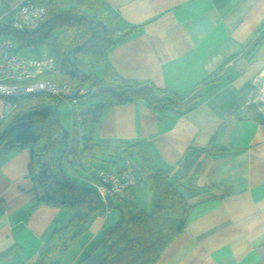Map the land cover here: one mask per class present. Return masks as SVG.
I'll use <instances>...</instances> for the list:
<instances>
[{
    "label": "crops",
    "instance_id": "crops-1",
    "mask_svg": "<svg viewBox=\"0 0 264 264\" xmlns=\"http://www.w3.org/2000/svg\"><path fill=\"white\" fill-rule=\"evenodd\" d=\"M103 1L120 28L134 29L109 53L121 77L186 95L225 67L221 81L204 88L200 104L182 115H160L135 101L98 116L95 141L137 144L154 170L170 171L167 183L192 206L185 232L156 264H260L264 101L260 110L248 102L251 83L264 68V36L250 51L264 30V0ZM64 108L72 131L66 129L76 141L80 135L72 109ZM29 164L26 149L0 156V255L13 251L0 264H36L54 230L70 218L67 210L37 204ZM86 178L82 172L74 176L77 183ZM133 195L142 212L153 211L156 198L149 183L141 181ZM114 211L98 216L58 264H76L97 247L119 219Z\"/></svg>",
    "mask_w": 264,
    "mask_h": 264
},
{
    "label": "trees",
    "instance_id": "trees-1",
    "mask_svg": "<svg viewBox=\"0 0 264 264\" xmlns=\"http://www.w3.org/2000/svg\"><path fill=\"white\" fill-rule=\"evenodd\" d=\"M0 1L9 5L8 10L21 0ZM41 2L46 7L43 22L32 32H18L17 38L24 46H48V58L56 70L45 79L76 91L88 88L90 92L78 100L83 110V136L76 141L71 140L69 131L60 121L59 104H51L47 94L17 100V108L0 120V156L17 148L28 150V179L37 204L70 213L68 222L55 229L43 245L36 264H58L83 238L94 220L110 213V209L119 212L118 221L105 232L97 247L76 264H156L185 232L192 206L175 186L167 183L170 171L154 170L137 144L95 141L98 116L107 108L135 101L145 102L160 115H182L200 104L204 88L221 81L225 67L186 95L157 88L149 81L125 79L111 64L109 53L118 41L130 37L134 29L120 28L118 16L105 1ZM3 30L10 33L9 29ZM263 36L264 30L250 51ZM126 159L135 160L142 167L141 181L149 183L155 195L156 204L149 214L137 207L133 193L130 199L109 197L107 205L99 195L100 180L97 173L90 170L112 171L114 169L107 166L118 168ZM80 172L88 174V178L77 183L74 176ZM90 177L96 182L95 186L91 185ZM3 214L4 205L0 203V217ZM12 252L5 251L0 260ZM260 264H264V257Z\"/></svg>",
    "mask_w": 264,
    "mask_h": 264
},
{
    "label": "built area",
    "instance_id": "built-area-1",
    "mask_svg": "<svg viewBox=\"0 0 264 264\" xmlns=\"http://www.w3.org/2000/svg\"><path fill=\"white\" fill-rule=\"evenodd\" d=\"M46 15V7L41 0H21L0 15V28L13 29L26 34L37 29ZM18 43L10 38L0 36V120L17 108V100L33 94H47L51 104L61 102L68 104L76 118L80 138L83 110L79 106V97L87 95L88 88L76 91L68 85H56L45 76L56 70L55 64L48 57L27 59L14 53ZM253 102L260 110L264 101V68L251 83ZM83 144L80 143V147ZM100 180L97 187L102 201L107 205L109 197L130 199L133 189L143 178L142 167L131 159H126L118 170L105 171L91 169Z\"/></svg>",
    "mask_w": 264,
    "mask_h": 264
},
{
    "label": "rangeland",
    "instance_id": "rangeland-1",
    "mask_svg": "<svg viewBox=\"0 0 264 264\" xmlns=\"http://www.w3.org/2000/svg\"><path fill=\"white\" fill-rule=\"evenodd\" d=\"M8 6L9 5L7 3H5L3 1H0V14L6 12ZM8 29H6V30H8ZM8 31H10V33L5 32L3 30V28H0V36L1 37L2 36L10 37V38L14 39L18 43L17 48L14 50V53L17 54L18 56H21V57H24V58H27V59H43V58H47L49 56V49H48L47 45L39 44V45H25L24 46L22 44V41L19 38H17L16 35H17L18 32L16 30L9 29ZM66 105H68V104H66V103H61L60 104L59 103L58 110L60 112V121H61L62 125L65 128H67L70 131H72L71 125H70V120L66 117V114H65V111H64L65 110L64 106H66ZM73 120L76 123L75 116L73 117ZM112 211H114V209H110V212H112Z\"/></svg>",
    "mask_w": 264,
    "mask_h": 264
}]
</instances>
